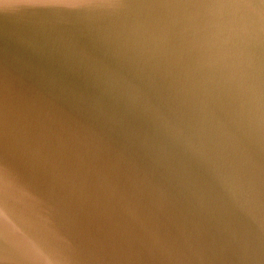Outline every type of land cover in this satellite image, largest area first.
<instances>
[{
	"label": "water",
	"instance_id": "obj_1",
	"mask_svg": "<svg viewBox=\"0 0 264 264\" xmlns=\"http://www.w3.org/2000/svg\"><path fill=\"white\" fill-rule=\"evenodd\" d=\"M0 264H264V0H0Z\"/></svg>",
	"mask_w": 264,
	"mask_h": 264
}]
</instances>
